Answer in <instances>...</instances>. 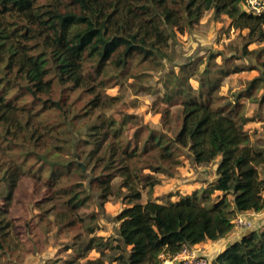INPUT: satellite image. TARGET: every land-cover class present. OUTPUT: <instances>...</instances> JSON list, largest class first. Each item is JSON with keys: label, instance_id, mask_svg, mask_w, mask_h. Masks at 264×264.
I'll use <instances>...</instances> for the list:
<instances>
[{"label": "trees", "instance_id": "trees-1", "mask_svg": "<svg viewBox=\"0 0 264 264\" xmlns=\"http://www.w3.org/2000/svg\"><path fill=\"white\" fill-rule=\"evenodd\" d=\"M207 11L215 18L226 16L230 28L245 33L239 35L244 57L254 53L247 49L249 43L264 41V15L246 12L243 0H0V65L4 70L0 78V124L8 132L30 131L27 123L20 122L22 113L33 116L29 108L15 106L20 90L30 96L48 94L56 83L71 89L85 88L93 94L96 87L102 90L107 80L126 73L134 58L158 66L168 46L165 30L181 34L193 28ZM184 66L180 65L177 74L168 75L163 84L162 102L168 105L161 112L163 123L168 122L169 109L175 106L172 100L178 99L180 107L179 128L172 138L148 129L143 137L139 127L131 129L129 116L92 125L93 131L104 130L108 138L99 156L87 155L101 169L100 175L92 178L101 203L111 195L115 177L123 178L120 187L129 192L127 205L114 218L118 226L111 249L121 252L114 260L116 264H159L161 255L173 256L183 245L224 238L234 229L238 214L264 210V176L258 169L264 165V150L250 144L245 130L249 119L239 102L241 98L251 99L252 91L259 87L264 89V61L243 94L228 100L215 94L220 81L243 68L223 65L212 70L205 65L192 87V76ZM47 101L41 100L42 105ZM99 101V96L93 98L91 108L98 107ZM106 101L108 106L112 103L111 98ZM263 101L264 92L258 104ZM177 152L196 166L219 157L215 180L204 182L206 186L200 191L179 196L176 201L141 202L133 186L136 176L130 161L154 155L159 163L170 166ZM19 174L18 168L12 171L8 198ZM50 174L54 179L55 172ZM82 201L77 200L74 208ZM106 246L102 238L91 237L77 255L85 258V253ZM84 264L104 261L97 258ZM209 264H264V226L243 234L209 259Z\"/></svg>", "mask_w": 264, "mask_h": 264}, {"label": "rangeland", "instance_id": "rangeland-1", "mask_svg": "<svg viewBox=\"0 0 264 264\" xmlns=\"http://www.w3.org/2000/svg\"><path fill=\"white\" fill-rule=\"evenodd\" d=\"M229 22L226 16L215 18L212 11H207L193 28L181 34L166 29L168 46L158 66L134 58L126 73L107 80L105 87H96L93 94L85 88L71 89L56 83L48 94L30 96L24 89L17 92L20 97L15 106L29 108L33 116H20L21 124L27 123L30 131L8 132L0 124V264H84L97 258L104 264H116L114 260L121 252L111 249L118 226L114 218L127 205L129 192L120 187L123 178L115 177L111 195L101 203L97 183L92 179L100 175L101 169L87 155L99 156L108 138L104 130L93 131L92 125L129 116L131 129L139 127L143 137L148 129L172 138L179 128L180 107L178 99L172 100L175 106L169 109L168 122L163 123L161 112L168 107L162 102L163 84L168 75L178 73L180 65L191 74L192 87L205 65L212 70L223 65L243 68L222 78L215 93L226 100L243 94L248 82L259 74L264 41L249 43L247 49L254 53L244 57L239 35L245 33L230 28ZM3 73L0 65V78ZM263 92L259 87L252 91L251 99L241 98L239 102L249 119L245 130L250 144L264 150V101L258 104ZM96 96L100 97L99 106L92 109L90 101ZM46 98L47 105H42L41 100ZM109 98L112 103L108 106ZM152 156H140L129 163L141 202L151 199L166 203L193 188L200 191L204 182L216 176L219 160L217 157L205 166H196L177 152L175 163L168 166ZM148 165L160 169L152 170ZM17 168L21 175L8 198V182ZM258 169L264 176V165ZM51 171L55 172L54 179ZM77 200L83 201L74 208ZM91 237L102 238L106 248L79 257L77 250L84 249Z\"/></svg>", "mask_w": 264, "mask_h": 264}, {"label": "built area", "instance_id": "built-area-1", "mask_svg": "<svg viewBox=\"0 0 264 264\" xmlns=\"http://www.w3.org/2000/svg\"><path fill=\"white\" fill-rule=\"evenodd\" d=\"M243 5L248 13L264 15V0H243ZM233 224L234 229H249L252 226V220L245 214H238ZM159 258V264H209L208 257L200 248L188 245H183L173 256L161 255Z\"/></svg>", "mask_w": 264, "mask_h": 264}, {"label": "crops", "instance_id": "crops-1", "mask_svg": "<svg viewBox=\"0 0 264 264\" xmlns=\"http://www.w3.org/2000/svg\"><path fill=\"white\" fill-rule=\"evenodd\" d=\"M216 176L212 179L209 180L208 182H211L213 180H215ZM206 186V183H204V187ZM196 191L195 188H193L192 192ZM192 192L186 191L181 193V196L184 195H189ZM215 194H219V193H215ZM174 195H171L170 197H173ZM179 196H176L175 199H173L172 201H176L178 199ZM245 216L251 218L252 220V226L249 229H233L231 230V232L229 234H227L224 238L215 241V242H211V241H206L203 243H200L198 245H195L196 247L200 248L209 259H213L218 253H220L222 250H224L228 245H230L231 243L237 241L240 239V237L247 233L249 230H257L260 229L261 226H264V210L260 211V212H246L244 213Z\"/></svg>", "mask_w": 264, "mask_h": 264}, {"label": "bare ground", "instance_id": "bare-ground-1", "mask_svg": "<svg viewBox=\"0 0 264 264\" xmlns=\"http://www.w3.org/2000/svg\"><path fill=\"white\" fill-rule=\"evenodd\" d=\"M237 79V78H236ZM118 116V115H117Z\"/></svg>", "mask_w": 264, "mask_h": 264}]
</instances>
